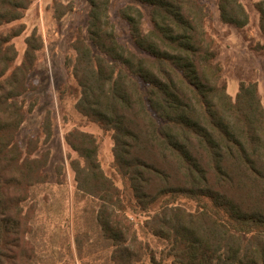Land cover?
I'll list each match as a JSON object with an SVG mask.
<instances>
[{
	"label": "trees",
	"instance_id": "trees-1",
	"mask_svg": "<svg viewBox=\"0 0 264 264\" xmlns=\"http://www.w3.org/2000/svg\"><path fill=\"white\" fill-rule=\"evenodd\" d=\"M90 5L88 43L75 37L71 73L75 109L113 132L114 166L127 187L102 170L98 142L73 129L65 142L77 188L101 201L99 224L112 243V264H264V107L258 82H240L235 99L221 83L216 41L200 0H135L120 9L139 54L123 43L111 0ZM31 0H0V25L21 18ZM223 23L249 22L240 0H217ZM264 33V0L256 3ZM11 36L0 37V264H33L25 212L30 189L47 179V157L23 155L16 133L34 51L14 65ZM264 50V45L262 46ZM42 133L51 136L47 116ZM193 200L194 209L180 203ZM157 207V208H156ZM169 246L156 256L140 240L128 210ZM171 259L168 261V259Z\"/></svg>",
	"mask_w": 264,
	"mask_h": 264
},
{
	"label": "rangeland",
	"instance_id": "rangeland-1",
	"mask_svg": "<svg viewBox=\"0 0 264 264\" xmlns=\"http://www.w3.org/2000/svg\"><path fill=\"white\" fill-rule=\"evenodd\" d=\"M200 1L209 12L206 30L216 41V62L221 66V83L227 93L232 83H237L239 90L240 82L256 81L257 73L248 66L253 56L243 61L233 56L230 47L235 40H240L250 49H246V53L255 51L264 55V43H260L264 33L256 8L260 0H240L249 15L248 24L241 28L220 20L217 0ZM127 4L138 6L145 14L144 27L151 26L149 7L135 0H111V19L119 39L135 52L144 54L120 15V9ZM89 10L87 0H31L21 18L0 25V37L11 36L10 43L16 50L14 65L23 62L29 44L35 48L28 74L29 88L23 95L29 110L16 133L24 156L31 152V156L47 157V179L30 189V198L25 204L34 248L33 264H112V243L103 236L99 224L101 201L77 188L70 164L78 156L65 142V134L73 129L93 134L98 142L97 158L103 172L119 188L127 187L114 166L113 132L75 109L80 88L70 68L75 58L73 42L80 33L88 41ZM258 63L264 75V61L260 59ZM261 101L264 107L262 96ZM47 116L51 121L50 137L42 133ZM180 200L187 207H196L193 200L182 197ZM127 213L136 223L140 240L156 253L157 259L161 258V253L165 257L169 246L144 226L145 213L132 209Z\"/></svg>",
	"mask_w": 264,
	"mask_h": 264
},
{
	"label": "crops",
	"instance_id": "crops-1",
	"mask_svg": "<svg viewBox=\"0 0 264 264\" xmlns=\"http://www.w3.org/2000/svg\"><path fill=\"white\" fill-rule=\"evenodd\" d=\"M260 43L263 44L264 40H260ZM250 50L248 47L246 48L244 46L243 41L240 40H235V42L232 43V47H230V51L233 53V56L235 55L236 57L241 58L243 61H248L251 59V56H253L252 60L250 61V65H248L251 68H254V71L257 73L256 76V81L258 82V89H259V94L264 97V75L262 74V70L260 68V65L258 61L262 59L264 61V55L260 54L254 51H249L248 53L245 52V50ZM239 63V62H237ZM238 92V84L232 83L229 85L228 88V93L229 95L235 96Z\"/></svg>",
	"mask_w": 264,
	"mask_h": 264
}]
</instances>
